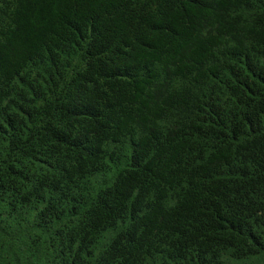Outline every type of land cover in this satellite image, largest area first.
Instances as JSON below:
<instances>
[{"label":"trees","instance_id":"1","mask_svg":"<svg viewBox=\"0 0 264 264\" xmlns=\"http://www.w3.org/2000/svg\"><path fill=\"white\" fill-rule=\"evenodd\" d=\"M0 264H264V0H0Z\"/></svg>","mask_w":264,"mask_h":264}]
</instances>
